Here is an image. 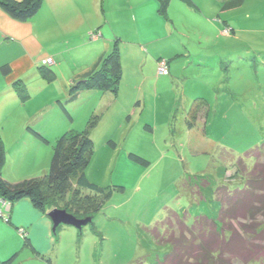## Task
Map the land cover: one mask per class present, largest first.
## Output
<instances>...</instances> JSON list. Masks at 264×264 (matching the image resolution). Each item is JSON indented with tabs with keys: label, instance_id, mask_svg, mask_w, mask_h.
<instances>
[{
	"label": "rangeland",
	"instance_id": "374dc122",
	"mask_svg": "<svg viewBox=\"0 0 264 264\" xmlns=\"http://www.w3.org/2000/svg\"><path fill=\"white\" fill-rule=\"evenodd\" d=\"M118 1L100 0L102 18L70 32L77 56L63 66L65 76L76 69L72 64L92 67L100 50L89 32L102 30L122 49L117 96L83 91L52 109L67 94L52 99L63 84L39 69V76L29 77L28 88L18 92L21 104L0 100V107L5 103L7 111L14 110L10 118L0 113L2 172L10 182L48 170L55 141L41 145L26 125L49 108L45 128L59 121L76 132L95 122L94 154L85 172L108 198L99 213L81 210L71 197L54 201V209L91 222L81 229L53 226V231L40 219L32 229L8 223L1 209L10 211L12 205L0 198L1 262L16 255L12 264H161L168 240L155 239L149 228L168 212L182 217L187 211L189 220L201 213L220 219L222 189L241 190L257 176L264 186V0H170L164 14L151 0ZM65 32L60 28L53 36L59 34L62 42ZM134 45L144 55L126 52ZM159 55L168 58L167 68L160 72L158 60L155 75L146 57ZM258 206L263 239L254 242L263 251L248 264H264V208ZM231 222L241 233L239 222ZM26 236L35 249L25 244ZM235 256L231 264H242Z\"/></svg>",
	"mask_w": 264,
	"mask_h": 264
},
{
	"label": "trees",
	"instance_id": "16d2710c",
	"mask_svg": "<svg viewBox=\"0 0 264 264\" xmlns=\"http://www.w3.org/2000/svg\"><path fill=\"white\" fill-rule=\"evenodd\" d=\"M42 3L43 0H0V7L12 17L25 21L39 12ZM157 3L158 10L164 14L170 0H158ZM114 47L112 53L104 57L83 81L70 89L72 100L83 91H118L122 66L118 43ZM162 59L165 58L159 60ZM3 71L8 73L7 68ZM94 125L93 121L83 131L66 130L58 136L48 170L39 177L18 183H11L3 177L5 150L0 140V197L12 206L27 200L36 212L44 215L56 208L54 201L71 197L81 210L99 213L108 195L103 187L90 182L85 172L94 154ZM34 133L42 142L49 143L43 135L35 131ZM109 143L115 146L113 140ZM131 157L145 165L149 164L137 155ZM260 182L261 179L257 176L249 187L241 186V190L232 191L229 187L222 189V193H218V201L221 203L220 219L210 220L206 213H201L189 220L187 211L182 217L175 211L168 212L162 222L149 228L155 239L168 240L169 251L165 253L161 264H231V255H238L235 259L242 260V264L258 260L259 253L263 251V245L259 241L254 242L263 233L262 223L258 221L259 216L257 217L258 205L264 208V186L259 187ZM72 210L76 213L75 207ZM232 220L239 222L241 233L235 231ZM61 227L58 228L62 229ZM187 234L193 239L187 238ZM25 244L35 249L32 240L27 236ZM15 257L16 255L6 262L0 260V264H12Z\"/></svg>",
	"mask_w": 264,
	"mask_h": 264
},
{
	"label": "crops",
	"instance_id": "0c3cea01",
	"mask_svg": "<svg viewBox=\"0 0 264 264\" xmlns=\"http://www.w3.org/2000/svg\"><path fill=\"white\" fill-rule=\"evenodd\" d=\"M117 2H119L117 0ZM151 2L158 5L155 0ZM103 3L100 0H43L41 9L39 12L32 18L22 21L12 17L8 12L0 7V100L1 102H8L11 100H16L15 102L20 103V98L17 95L19 91L23 90L28 83L29 77L39 76V69L43 71H48V75L55 76V82L62 86H56L55 93H51L52 99L57 96L67 94L66 97H58L57 103L53 104L52 109H58L60 103L63 99H71L70 89L78 82L83 81L86 76L94 70L99 62L106 57L114 47L112 40H106L104 32L98 30V33L101 35V39L92 40L94 44L99 45V58L96 59L92 67H79L76 64H72L76 69L70 70V74H64L63 66L66 61H71L77 56L75 54V48L71 46L70 38L72 37L71 31H75L76 27L82 26L84 24L92 23L102 18L101 9L103 8ZM62 28L65 32L63 36V41H59L58 36L54 37L53 32ZM93 29V28H91ZM96 32V31H95ZM89 33H93L90 31ZM57 42V43H55ZM107 42V43H106ZM55 43V44H54ZM103 44V45H102ZM144 46V45H140ZM151 46V44L149 45ZM122 53V49L120 48ZM127 53H139L144 55L143 48H138L137 46H127ZM138 51V52H137ZM68 56L70 58H68ZM164 56L159 55L158 58L151 57L147 58L148 62H152V70L156 75L157 61ZM48 58L53 59V64L45 65L44 61ZM166 59V58H165ZM168 59V58H167ZM70 63V62H69ZM71 64V63H70ZM48 68L45 70V68ZM8 69V73H4V69ZM171 72V71H170ZM62 74V76L60 75ZM154 75V76H155ZM58 80L56 81V78ZM158 83L166 79L158 78ZM174 79V78H173ZM176 80V79H175ZM54 82V83H55ZM57 84V85H58ZM63 87L66 91L63 92ZM28 88V86H26ZM61 88V90H60ZM119 89V85H118ZM93 91V90H91ZM96 91L104 92V94L109 95V91H102L96 89ZM86 93L84 92L83 95ZM111 94V93H110ZM118 91L116 93V96ZM106 97L103 95L102 98ZM30 98V97H28ZM50 107V108H51ZM63 108H66L65 106ZM8 107L5 106V103L0 107V113L3 116L2 118L11 117L10 115L14 110L7 111ZM47 109L40 111L34 118H31L26 125L27 134H31L35 140H38L40 144H46L42 142L35 134L34 131L43 135L49 143L52 144V141H56L58 136L64 133L67 128L65 123H60L59 121L53 122L54 127L46 128L43 126L45 122V115H49L50 112ZM67 109H69L67 107ZM44 119V120H43ZM52 123V122H50ZM49 124V123H47ZM52 128V129H51ZM51 129L52 131L50 132ZM53 135V136H52ZM94 136V133H93ZM115 140V139H114ZM3 173V172H2ZM4 179L9 181L7 176H4ZM10 182V181H9ZM12 183V182H11ZM1 198V197H0ZM4 208L0 209L3 211L4 216L7 215L9 222L14 224L16 227L25 226L28 229H32L34 225H37V221L40 219L43 222L44 226L49 227L53 231V223L42 219L44 216L36 212L32 205L27 201H22L11 207L10 211H7ZM39 215V217H37Z\"/></svg>",
	"mask_w": 264,
	"mask_h": 264
},
{
	"label": "water",
	"instance_id": "95a60500",
	"mask_svg": "<svg viewBox=\"0 0 264 264\" xmlns=\"http://www.w3.org/2000/svg\"><path fill=\"white\" fill-rule=\"evenodd\" d=\"M48 217L53 223L54 230L63 225L81 229L83 226H86L91 222V218L78 219L67 211L60 209H53L48 213Z\"/></svg>",
	"mask_w": 264,
	"mask_h": 264
},
{
	"label": "built area",
	"instance_id": "2783aa9c",
	"mask_svg": "<svg viewBox=\"0 0 264 264\" xmlns=\"http://www.w3.org/2000/svg\"><path fill=\"white\" fill-rule=\"evenodd\" d=\"M90 38L93 39V40H97L98 38H100V34L98 32L96 33H91L90 34ZM44 64L46 65H51L53 64V60L52 58H48L46 61H44ZM159 71L162 72V73H165L166 72V60L165 59H162L160 60V63H159Z\"/></svg>",
	"mask_w": 264,
	"mask_h": 264
}]
</instances>
